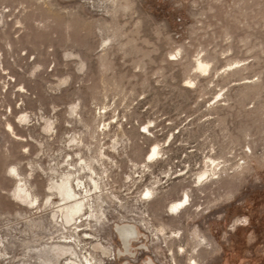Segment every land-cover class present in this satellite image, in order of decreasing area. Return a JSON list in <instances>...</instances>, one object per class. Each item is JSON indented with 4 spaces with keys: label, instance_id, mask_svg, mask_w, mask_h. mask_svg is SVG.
Listing matches in <instances>:
<instances>
[{
    "label": "rangeland",
    "instance_id": "1",
    "mask_svg": "<svg viewBox=\"0 0 264 264\" xmlns=\"http://www.w3.org/2000/svg\"><path fill=\"white\" fill-rule=\"evenodd\" d=\"M192 257L264 264V0H0V264Z\"/></svg>",
    "mask_w": 264,
    "mask_h": 264
},
{
    "label": "bare ground",
    "instance_id": "2",
    "mask_svg": "<svg viewBox=\"0 0 264 264\" xmlns=\"http://www.w3.org/2000/svg\"><path fill=\"white\" fill-rule=\"evenodd\" d=\"M199 63V62H198ZM199 65L201 66V67H205V65L203 64V63H199ZM151 153H155V149H153V151L151 152ZM152 154V155H153ZM204 176V175H203ZM57 187V189L59 190V193L61 194V195H63L64 197H66V198H70V199H72V198H74V196L76 195L75 193H73V191H72V189H71V187H70V185H68L67 183H64V184H60V185H57L56 186ZM16 192H17V194L18 195H21V194H23V193H25V190L24 189H21V188H19V186H18V189H16ZM15 194V193H14ZM75 194V195H74ZM22 197V196H21ZM68 200V199H67ZM73 201H75V200H73ZM189 205H191L190 204V202H189V199H188V196H187V194H184V197L183 198H180V200H178V201H176V202H173V203H171L170 205H169V207L167 208V212L169 213V214H174L175 212H177V211H179V210H184V209H186V207H188ZM69 208H71L72 209V211H78L80 208H81V204H80V202H77V201H75L74 202V204L73 205H70L69 206ZM165 211V210H164ZM195 211V210H194ZM119 234L121 235V238L123 239V240H125L126 239V237H125V235L122 233V232H119ZM171 236L173 237V238H177L178 236H179V232L178 231H175L174 233H171ZM174 241V240H173ZM167 243H168V241H167ZM170 243V242H169ZM171 245H172V243H171ZM170 246V245H169ZM195 247V246H194ZM172 248V247H171ZM204 248H205V246H204ZM206 249V248H205ZM205 251V250H204ZM170 252H172V250L170 251ZM180 254L181 253H183V249L182 248H179V251H178ZM189 252H190V250H189ZM198 252V251H197ZM201 253V252H200ZM200 253H199V255H200ZM172 254V253H171ZM190 254V253H189ZM206 254V253H205ZM173 255V254H172ZM171 255V256H172ZM196 255V254H195ZM198 255V254H197ZM207 255V254H206ZM192 256V255H191ZM173 257V256H172ZM175 257V256H174ZM174 259V258H173ZM172 259V260H173ZM171 260V261H172ZM174 261V260H173ZM173 264H174V262H173ZM188 264H198L197 262H196V260L192 257V258H190L189 259V263Z\"/></svg>",
    "mask_w": 264,
    "mask_h": 264
}]
</instances>
